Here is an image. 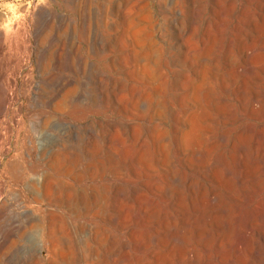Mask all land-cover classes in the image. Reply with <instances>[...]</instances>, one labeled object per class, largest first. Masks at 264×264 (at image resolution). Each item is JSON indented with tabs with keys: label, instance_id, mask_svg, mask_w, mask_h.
<instances>
[{
	"label": "bare ground",
	"instance_id": "obj_1",
	"mask_svg": "<svg viewBox=\"0 0 264 264\" xmlns=\"http://www.w3.org/2000/svg\"><path fill=\"white\" fill-rule=\"evenodd\" d=\"M181 2H172L173 13L181 12ZM184 3L185 15L177 24L183 47L178 54L161 43L160 32L153 29L155 21L146 29H133L127 28L125 18L122 26L123 35L127 32L130 38L128 46L131 44L132 63L128 62L133 70L129 75L135 86L132 84L130 95L136 105H143L140 118L148 123L140 133L132 128L135 146L121 149L124 157L141 168L142 176L141 191L135 192L129 203L121 204L124 212L135 205V222L129 232L135 249L141 252L124 264H174L169 258L175 256L180 261L183 252L188 256L187 264H264V199L251 198L253 189L256 191L251 186L259 179L256 171H264V0H213L209 9L213 17L204 30L199 27L196 0ZM50 18L46 15L42 23L52 25ZM7 28L0 24V47ZM44 82L49 86L51 80ZM60 145L62 139L51 146L42 165L43 174L40 179L34 177L31 184L29 196L37 205L35 209L42 200L51 202ZM99 198L98 188H91L89 198L71 196V204L76 208L83 203L94 206ZM35 209L5 222L0 206V224L5 222L7 227L3 237L36 230L33 247L23 256L33 259L32 264L39 261V241L55 246L54 241L42 237L44 229ZM106 232L91 231V249L104 238L108 250H116V240ZM196 246L203 250V257L196 254Z\"/></svg>",
	"mask_w": 264,
	"mask_h": 264
},
{
	"label": "rangeland",
	"instance_id": "obj_2",
	"mask_svg": "<svg viewBox=\"0 0 264 264\" xmlns=\"http://www.w3.org/2000/svg\"><path fill=\"white\" fill-rule=\"evenodd\" d=\"M174 1L179 0H0V24L8 25L0 47V206L5 222L35 209L37 205L29 196L34 177L40 179L38 176L43 174L51 146L61 139L63 144L59 146L57 185L50 191L51 202L46 204L41 198L35 209V217L44 229L43 236L42 229L38 236L48 237L55 246L39 241L41 252L35 264H124L141 254L129 232L135 222V205L127 207L126 218L121 209L122 203H129L135 192L141 191V168L124 157L121 149L135 146L130 132L135 129L140 133L148 123L140 118L143 105H136L130 95V88L135 86L129 75L133 70L131 44L128 46L130 38L126 31L123 35L122 26L126 19L127 28L133 29L148 27L155 21L153 29L160 32L161 43L178 54L183 47L177 24L184 18V2L188 0L181 2L180 13L171 11ZM212 3L196 0L201 30L213 17ZM46 15H50L52 25L42 23ZM46 78L51 80L50 87L45 85ZM261 170L256 171V183H249L256 188L251 195L254 200L264 199ZM91 188H98L100 193L96 205L83 203L76 208L71 204V196L89 198ZM5 222L0 224V264H32L33 259L23 256L33 247L36 230L26 229V233L24 230L23 234L5 238ZM94 230L107 231L117 242L116 250L109 251L104 238L97 251L91 249L90 234ZM195 252L203 257L201 247L196 246ZM169 260L187 264L188 256L183 252L180 261L175 256Z\"/></svg>",
	"mask_w": 264,
	"mask_h": 264
}]
</instances>
